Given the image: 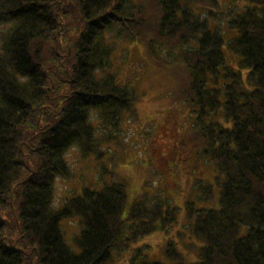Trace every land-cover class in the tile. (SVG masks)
Here are the masks:
<instances>
[{"label":"trees","instance_id":"trees-1","mask_svg":"<svg viewBox=\"0 0 264 264\" xmlns=\"http://www.w3.org/2000/svg\"><path fill=\"white\" fill-rule=\"evenodd\" d=\"M74 1L0 0V264H108L113 251L176 222L178 208L160 195L150 207L135 199L123 218L127 194L120 182L86 186L53 204L57 177L70 174L66 151L76 145L87 156L99 149L91 110L115 126L137 99L132 84L116 81L112 64L116 41L141 38L142 8L130 0ZM194 1L216 2L158 0L157 38L183 47L187 103L200 123L202 163L196 162V193L184 204L183 223L197 260L183 262L169 241L168 262L140 254L130 264H264V0H248L228 22L236 34L227 45L247 69L244 78L224 64L223 36L209 27L208 11L199 16L189 6ZM76 8L83 29L73 68L67 79L51 78L64 59L59 37ZM72 217L81 225L77 251L59 225Z\"/></svg>","mask_w":264,"mask_h":264},{"label":"rangeland","instance_id":"rangeland-1","mask_svg":"<svg viewBox=\"0 0 264 264\" xmlns=\"http://www.w3.org/2000/svg\"><path fill=\"white\" fill-rule=\"evenodd\" d=\"M130 1L142 8V36L134 40L116 41L118 53L112 65L118 72L116 81L132 84L137 99L133 108L125 111L115 126L109 118L101 116L98 110H91L90 120L95 129V140L100 142L99 151L84 156L76 145L66 151L70 174L65 178L57 177L53 204L55 207L59 206L66 196L78 193L86 186L95 188L104 183L120 182L125 186L127 194L122 214L125 218L135 199H143L145 205L150 207L159 201L160 195L162 199L170 201L178 208L176 222L166 229H156L131 242L126 250L113 251L114 259L108 264H130L134 255L140 254L168 262L164 249L169 241L175 242L183 262L191 263L197 260L196 242L183 226L186 222L184 204L192 200L196 193L192 179L195 178L196 162L201 164L202 161L198 154L200 147L196 132V126L200 123L196 120L193 107L187 103L188 78L179 60L183 47L176 45L172 48L159 42L157 32L161 9L158 0ZM215 1H194L189 6L199 16H205L204 11H208L206 16H209V27L217 28L224 39V64L239 69L244 78L247 69L238 67V58L231 53L227 45L236 34L234 29L229 28L228 22L244 11L249 2ZM74 2L72 0V3ZM82 29L81 12L76 8L67 28L59 37L57 49L64 55V59L60 64L55 62L53 70H56V73L50 72L51 78L67 79L66 76L73 68L76 39ZM210 115L213 117L211 112ZM218 121L230 124L224 121L223 116ZM35 156V152H32L29 159L32 168L36 167ZM151 157L155 160V172L150 168ZM168 162L175 168L171 169ZM204 166L199 167L201 178L206 172ZM168 171L172 176L166 175L162 179L161 172ZM213 189L216 194L215 185ZM59 225L64 240L77 251L74 240L81 227L78 218L62 219Z\"/></svg>","mask_w":264,"mask_h":264}]
</instances>
